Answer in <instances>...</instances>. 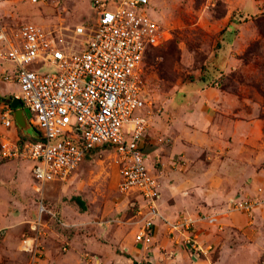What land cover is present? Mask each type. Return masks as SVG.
I'll use <instances>...</instances> for the list:
<instances>
[{
    "label": "rangeland",
    "instance_id": "rangeland-1",
    "mask_svg": "<svg viewBox=\"0 0 264 264\" xmlns=\"http://www.w3.org/2000/svg\"><path fill=\"white\" fill-rule=\"evenodd\" d=\"M91 1L0 0V25L87 26L94 20ZM150 1L148 11L163 32L162 41L147 50L139 65L142 90L152 110L144 153L160 185L163 181L169 190L168 206L183 199L194 202L189 212L178 208L172 216L161 214L166 220L183 215L193 218L204 250L185 246L160 220L156 228L169 245H159L151 260L153 264H264V246L254 244L260 243V229L264 231V0ZM84 39L76 37L78 42ZM207 114L212 124L224 128L231 121L252 124L248 127L253 142L250 153L242 155L243 159L234 156L233 152L240 155V144L227 142L224 148L221 137L209 131L212 147L193 148L183 133L191 128L193 133L200 131V140L207 137L198 126ZM22 130L20 141L26 139ZM27 132L35 133L31 128ZM159 137L170 141L159 142ZM242 161L252 163L250 174L258 182L228 195L236 176L221 174L222 163L233 168L242 166ZM251 175H243L242 184H250L247 176ZM118 181L119 164L111 150H92L66 180L42 184L34 180L29 160L0 158V264H31L35 250V264L46 259L49 263L114 264L103 260L114 252L124 256L117 264H126L125 257H131L134 264L136 259L126 251L131 241L124 245L115 238L131 232L135 242L138 205L132 195L118 191ZM224 188L226 198L219 201ZM244 196L258 200L251 212L236 210L231 204L233 198ZM40 197L51 214L43 215L42 224L31 228ZM76 198L84 202V208ZM235 214L245 217L240 227L227 222ZM209 216H216L222 229L209 224ZM101 220L108 224L98 225ZM104 243L105 251L99 253L96 249ZM31 244L32 252L24 249ZM154 244L155 240L138 247L150 253ZM70 254L74 258L67 261Z\"/></svg>",
    "mask_w": 264,
    "mask_h": 264
},
{
    "label": "built area",
    "instance_id": "built-area-1",
    "mask_svg": "<svg viewBox=\"0 0 264 264\" xmlns=\"http://www.w3.org/2000/svg\"><path fill=\"white\" fill-rule=\"evenodd\" d=\"M150 3L92 0L94 20L87 26L0 25V62L12 65L2 79L17 83L15 96L28 111V122L36 133L24 141L1 137L0 158L29 160L34 180L42 184L66 180L92 150H111L119 164L118 191L137 200L135 242L152 244L156 223L163 220L172 237L203 252L193 218L166 220L161 214L159 182L144 153L152 110L142 90L139 65L146 51L162 41L163 32L148 11ZM79 36L85 39L76 41ZM1 124L5 128L15 124L10 103ZM157 140L170 141L168 137ZM257 201L244 196L233 198L231 204L251 212ZM37 211L31 228L42 224L43 215L51 214L43 197ZM207 222L221 228L215 216ZM24 249L32 252L33 246ZM36 257L35 250L31 264Z\"/></svg>",
    "mask_w": 264,
    "mask_h": 264
},
{
    "label": "crops",
    "instance_id": "crops-1",
    "mask_svg": "<svg viewBox=\"0 0 264 264\" xmlns=\"http://www.w3.org/2000/svg\"><path fill=\"white\" fill-rule=\"evenodd\" d=\"M12 69V65L6 63V62H0V76H3V72L5 70H11ZM18 92V85L15 81L13 80H9V81H5L3 79L0 78V108L2 109V112L0 113V116L2 115L3 111L6 110V108L8 107L9 103H7L8 98L15 96ZM25 112V116L27 117V112L24 110ZM202 123L198 124V126L200 127L199 129H205L206 133H207V137L202 138L203 140H200L199 138H201L199 136V132L198 130L192 131L191 128H188L186 130L185 133L187 135V138L190 139L191 141V146L193 148H202V147H209L211 148L212 146H210V135L208 134L207 131L209 132H213V137H221V143L223 145L224 148H226V143L227 142H235V144H240V155L236 154L235 152H233V154H235L234 156H238L240 158L243 159L244 154L246 153H250V145L253 143L250 139V134L248 132V129H250L252 126V124L247 123L246 121H240V123H233L232 121L229 122V124L225 125V128L223 127L222 124H212L211 122V117L207 115H202ZM247 123V124H246ZM250 126V128H248ZM14 129H12V127L10 128H5L1 123H0V138L1 137H11L13 139H20L19 133H20V128L14 124ZM195 130V129H193ZM24 131V130H22ZM198 133V134H197ZM23 135H26V139H30V138H34L36 137V133H34V135H30L26 130L25 133ZM25 139V140H26ZM184 146V145H183ZM156 148V146H155ZM162 147L160 146V149ZM184 148H186V146H184ZM183 149V148H182ZM187 149H189L187 147ZM159 148L154 149L150 154H154L155 151H158ZM225 149H223L224 151ZM172 151H177L176 149H172ZM182 151V150H180ZM147 160V159H146ZM242 166H233V168H227V165L222 163V168H221V174H230V175H235L236 178L233 180L235 183V186L232 187L231 191H229L228 195H233L234 193H236V191L238 190H244L246 187L250 186L252 187L254 182H258V177L256 176H252L251 170L250 168L253 170V165L252 163H246L244 161H242ZM149 167L152 168L150 166V164L148 163ZM236 165V164H233ZM243 175H251V176H247V180L250 181V184H247L246 186L244 184H242V176ZM164 182L162 181V184L160 185L159 183V189H160V196L158 199V204H159V208H160V212L162 214H167V215H171L172 216V211L177 210L178 208L186 209V211H191L193 210V204L194 202L191 199H183V202L181 200H179V204H172L168 206V202H167V197L169 195V190L164 186L163 184ZM225 189V188H224ZM225 191V192H224ZM222 191L223 193H220V199L219 201H222V199L226 198V189ZM216 217V216H215ZM227 219L228 224H230V226L232 227L233 225L236 226H242V224L245 222V217L242 214H235V215H230ZM98 225L102 226L103 224H108V222H104L103 220L96 222ZM106 224V225H107ZM222 229V226L221 228ZM263 229V228H262ZM262 229H260L259 231V235H257V238L260 240V243H254L255 246H259V247H263L264 246V231H262ZM137 230V229H136ZM135 230V232H136ZM125 234V233H124ZM123 234V236H124ZM128 235L123 238V236H121V238L118 236L115 238L116 242L120 244V242H122L124 245L126 240L129 239V241H131V244H128L129 246H126L127 248V252L130 253L131 255H133V258L136 259V261L140 262V261H147V262H151L153 263V261L151 260V257L155 256V252H157V250L159 249V245H169V242L167 239L164 240V236L161 233V229L160 228H154V238H153V242L154 240L156 242V244H154V246L152 248H150L147 252V250L144 248V246L138 247V244H142V243H137V242H133V238H132V233L128 232ZM135 234V233H134ZM135 241V240H134ZM102 243V242H101ZM150 244V245H152ZM106 246L105 243L102 245H99L97 247V251H99V253H102L105 251L104 247ZM149 246V245H148ZM125 247V246H124ZM149 256L150 258L148 259ZM71 254L68 256V260L70 261ZM74 258V257H71ZM106 258V257H103ZM123 258L124 256L122 254H118V253H111L108 258L103 259V260H107V261H111L114 264H117L118 262H123ZM131 257L127 258L125 257L124 262L126 264H133L132 259H130ZM99 259L101 260L102 258L99 257ZM72 260V259H71ZM68 263V262H67ZM40 264H66L65 262H48V260H42V262Z\"/></svg>",
    "mask_w": 264,
    "mask_h": 264
},
{
    "label": "water",
    "instance_id": "water-1",
    "mask_svg": "<svg viewBox=\"0 0 264 264\" xmlns=\"http://www.w3.org/2000/svg\"><path fill=\"white\" fill-rule=\"evenodd\" d=\"M10 106L13 109V118H14L15 124L20 129H23L26 131L30 128L33 129L31 124L28 122L27 117L25 116L24 109L21 106V100L18 97H16V96L12 97V99L10 101Z\"/></svg>",
    "mask_w": 264,
    "mask_h": 264
},
{
    "label": "trees",
    "instance_id": "trees-1",
    "mask_svg": "<svg viewBox=\"0 0 264 264\" xmlns=\"http://www.w3.org/2000/svg\"><path fill=\"white\" fill-rule=\"evenodd\" d=\"M10 101H11V97H10L8 103H10ZM76 201L82 208H84V202L83 201H81L79 198H76ZM134 264H153V263L147 262V261H140V262L134 261Z\"/></svg>",
    "mask_w": 264,
    "mask_h": 264
}]
</instances>
